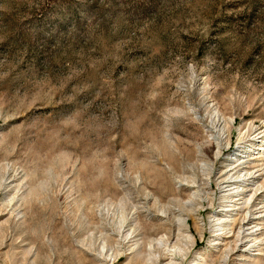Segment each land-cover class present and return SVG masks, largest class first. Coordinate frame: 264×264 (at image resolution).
I'll list each match as a JSON object with an SVG mask.
<instances>
[{"label":"rangeland","instance_id":"1","mask_svg":"<svg viewBox=\"0 0 264 264\" xmlns=\"http://www.w3.org/2000/svg\"><path fill=\"white\" fill-rule=\"evenodd\" d=\"M0 264H264V0H0Z\"/></svg>","mask_w":264,"mask_h":264},{"label":"bare ground","instance_id":"2","mask_svg":"<svg viewBox=\"0 0 264 264\" xmlns=\"http://www.w3.org/2000/svg\"><path fill=\"white\" fill-rule=\"evenodd\" d=\"M230 211H233V210H230ZM247 231H248V230H247ZM242 232H243V231H242ZM254 234H255V233H253V232L251 233V232H250L249 234H246L245 236H246V237H247V236L250 237V236H254ZM241 236H243V235H242V234H239V236H238L239 240H240V237H241ZM245 236H244V237H245ZM216 245H218V244H216Z\"/></svg>","mask_w":264,"mask_h":264}]
</instances>
